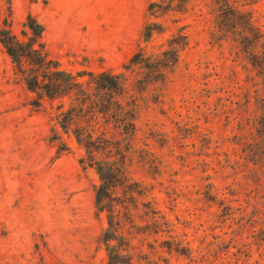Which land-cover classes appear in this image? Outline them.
Listing matches in <instances>:
<instances>
[{
  "label": "rangeland",
  "instance_id": "obj_1",
  "mask_svg": "<svg viewBox=\"0 0 264 264\" xmlns=\"http://www.w3.org/2000/svg\"><path fill=\"white\" fill-rule=\"evenodd\" d=\"M154 1L0 0V26L23 38L22 23L34 16L48 56L79 81L89 71L126 75V96L140 107L132 176L153 187L159 210L191 247L190 257L168 253L165 234H133L137 262L264 264V217L252 222L255 207L264 209V171L236 143L254 133L259 78L232 43H211L214 0H187L158 16L148 11ZM246 7L264 33V0ZM148 22L164 30L145 41ZM178 30L188 45L164 83H137L145 69H125L131 56L161 52ZM34 97L0 44V264H105L98 176L78 163L83 150L58 127L59 100L35 107ZM220 200L240 207L234 219H225Z\"/></svg>",
  "mask_w": 264,
  "mask_h": 264
},
{
  "label": "trees",
  "instance_id": "obj_2",
  "mask_svg": "<svg viewBox=\"0 0 264 264\" xmlns=\"http://www.w3.org/2000/svg\"><path fill=\"white\" fill-rule=\"evenodd\" d=\"M181 2L187 0L154 1L149 4L148 11L153 15H162L168 10L181 11ZM214 2L211 43L219 47L232 43L237 48V56L240 54L259 78L257 84L260 86L254 89V133L251 139L240 137L236 143L241 145L243 159L264 171V33L255 23L252 10L246 7L253 0ZM22 27L23 38H20L9 27L0 26V44L26 89L35 94L33 106H41L43 99L59 100L58 127L70 134L83 150L78 163L83 168H92L98 176L93 188L94 206L106 219L101 235L105 264H141L134 258L133 234H165L167 238L162 244L166 245L168 253L190 257L191 247L177 238L173 224L159 210L153 187L132 176L130 167L136 150V119L140 107L134 94L126 96V75L108 70L89 71L88 80L79 81L77 75L60 68L58 61L48 56L41 41L43 26L34 16L28 14ZM163 30L162 25L148 22L143 27V39L148 41L154 32ZM187 45L188 34L178 30L161 52L146 55L140 48L124 67L130 69L132 65H140L145 69L143 76L136 80L140 85L164 83L163 76L175 68L180 52ZM53 139H60L58 131ZM59 144L60 150L68 149L63 141ZM211 188L209 185V190ZM214 197L209 194L210 200H215ZM230 201L218 202L223 205L225 219H234L235 211L240 209ZM139 203L141 211H138ZM262 217L264 209L255 207L252 222L258 224ZM135 218L141 219V223Z\"/></svg>",
  "mask_w": 264,
  "mask_h": 264
}]
</instances>
